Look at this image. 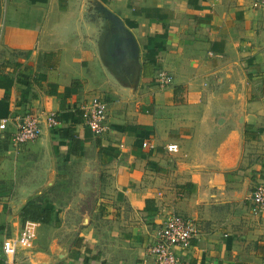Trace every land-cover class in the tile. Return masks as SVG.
Returning a JSON list of instances; mask_svg holds the SVG:
<instances>
[{
	"label": "crops",
	"instance_id": "obj_1",
	"mask_svg": "<svg viewBox=\"0 0 264 264\" xmlns=\"http://www.w3.org/2000/svg\"><path fill=\"white\" fill-rule=\"evenodd\" d=\"M236 68L249 76L226 77ZM157 70L172 86H153ZM260 96L264 9L249 0H0V120H7L0 179L15 174L19 159L24 182L30 170L41 177L43 156L67 178L91 163L103 173L98 202L70 208L65 246L52 264H153L147 248L170 214L196 223L188 247L173 250L178 264H264V212L250 215L247 203L260 180L239 216L220 221L209 198L221 180L205 172L213 168L202 157L203 136L223 131L240 110L250 119ZM91 98L107 103V130L98 137L79 117ZM45 113L57 114L56 129L12 143L22 116ZM169 144L177 153L165 152ZM28 189L20 197L35 195ZM51 203V219L61 217ZM18 220L0 213V243L17 236ZM47 226L35 224L32 246L43 243Z\"/></svg>",
	"mask_w": 264,
	"mask_h": 264
},
{
	"label": "rangeland",
	"instance_id": "obj_2",
	"mask_svg": "<svg viewBox=\"0 0 264 264\" xmlns=\"http://www.w3.org/2000/svg\"><path fill=\"white\" fill-rule=\"evenodd\" d=\"M247 72L244 68H236L227 71L226 77L234 80L247 78L249 76ZM233 104L242 109L244 103L236 99ZM255 104L254 108L250 107L252 109L250 119L242 117L240 110L241 114L227 118L223 131L220 129L203 136L205 138L202 140L204 144L202 157L208 160L213 168L205 172H211L212 174L208 175L221 180L215 190L211 191L214 195L209 198L218 204L220 221L225 220L226 216L236 219L249 188L256 180H264V96H260ZM246 108L248 106L244 104V109ZM218 123L220 122H215ZM41 160L42 175L38 177L37 172L30 170L28 176L32 179L31 182L23 180L20 159L13 163L12 170L15 174L11 178L0 179V213L8 216L12 224L19 217L21 203L32 201L33 197L40 201L45 200L44 203L50 208H54L51 203L53 199L61 206L58 215L62 218L50 219L43 243L39 246L34 244L29 249H17L16 264H52L53 260H58L65 246L60 245L62 244L60 241L67 238L68 225L72 220L70 208H89L98 202V188L103 186L102 169L95 163L84 166L85 174L79 170V173L76 171L75 178H67L64 171L62 173L55 170L50 157L43 156ZM28 188H31L35 195L20 197L21 189L25 191L29 190ZM25 222L20 219L18 225L22 227ZM57 227H60V231L55 236L54 231ZM51 231L54 233L53 236ZM14 238L13 236L9 239ZM24 259L26 262L21 261Z\"/></svg>",
	"mask_w": 264,
	"mask_h": 264
},
{
	"label": "built area",
	"instance_id": "obj_3",
	"mask_svg": "<svg viewBox=\"0 0 264 264\" xmlns=\"http://www.w3.org/2000/svg\"><path fill=\"white\" fill-rule=\"evenodd\" d=\"M251 9H264V0H250ZM151 83L157 89L172 86V77L164 70H157ZM82 125L94 136L102 135L106 130L107 103L99 98L87 100L79 108ZM7 120H0V130L5 128ZM60 120L55 113H45L42 116L25 114L22 116L12 135V143L20 146L37 140L42 129L53 130L58 127ZM142 148H149L147 142L141 143ZM167 154L177 153L176 144L164 147ZM248 212L252 216H260L264 212V180L257 182L249 191L247 197ZM35 224L25 222L14 239H4L0 243V261L3 264H14L17 249L31 248L35 239ZM196 233V223L184 216L170 214L156 229L152 244L147 253L152 257L153 264H178L174 248L188 247L189 240Z\"/></svg>",
	"mask_w": 264,
	"mask_h": 264
},
{
	"label": "trees",
	"instance_id": "obj_4",
	"mask_svg": "<svg viewBox=\"0 0 264 264\" xmlns=\"http://www.w3.org/2000/svg\"><path fill=\"white\" fill-rule=\"evenodd\" d=\"M19 218L23 222L48 224L51 219V210L45 203L29 202L20 208Z\"/></svg>",
	"mask_w": 264,
	"mask_h": 264
}]
</instances>
